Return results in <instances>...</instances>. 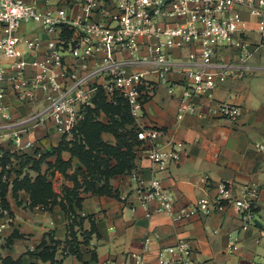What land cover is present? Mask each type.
<instances>
[{"label": "built area", "instance_id": "2783aa9c", "mask_svg": "<svg viewBox=\"0 0 264 264\" xmlns=\"http://www.w3.org/2000/svg\"><path fill=\"white\" fill-rule=\"evenodd\" d=\"M243 13L254 19L261 41L248 38ZM0 23V55L6 60L0 63L1 127L14 129L11 136L4 134L6 138L0 134V182L11 180L10 161H2L7 152L2 139H10L14 150L22 153L34 145L22 139L32 128L70 137L101 95L109 104H125L138 140L135 152L150 161L152 176L139 191L142 202L156 200L157 210L173 220L232 205L242 228L247 226L259 194L256 184L219 181L213 196L175 206L159 174L177 161L183 143L174 139L160 143L162 130L142 121L148 95L142 85L150 74L157 75V82H165L168 73L179 72L183 85L178 117L206 106L211 117L236 119L238 105L217 100L212 92L229 76L244 75L247 58L264 45V0H63L55 5L0 0ZM26 23L38 33L24 32ZM184 47H188L185 56H172V49ZM230 49L238 50L236 60L224 57ZM39 91L41 104L20 116L12 115L7 95L19 105L32 107ZM254 147L264 150V143L256 142ZM10 219L8 215L6 221ZM235 248L232 243L229 251ZM192 255L188 241L178 239L159 252L158 262L201 264ZM126 264H144L142 253H133Z\"/></svg>", "mask_w": 264, "mask_h": 264}, {"label": "crops", "instance_id": "0c3cea01", "mask_svg": "<svg viewBox=\"0 0 264 264\" xmlns=\"http://www.w3.org/2000/svg\"><path fill=\"white\" fill-rule=\"evenodd\" d=\"M61 1L39 0V3L55 5ZM243 16L248 38L254 43L261 41L254 19L247 13ZM22 29L29 35L38 33L31 25H23ZM2 34L0 23V36ZM187 50L188 47L174 48L172 56H185ZM224 57L236 60L238 50H227ZM5 62L0 55V63ZM244 66L247 69L244 75L229 76L212 92L215 99L238 105L240 113L236 119L211 117L206 114V106L178 117L183 77L179 72L171 71L165 82H157V75L150 74L146 84L142 85L148 92L142 106V121L162 130L158 137L160 143L168 139L183 143L177 161L159 174L163 187L173 196L175 206L193 203L200 196H213L219 181L258 185L253 217L245 228L232 205L207 215L195 214L173 220L164 211L157 210L156 200L142 202L139 191L145 188L153 170L149 159L137 151L130 171L109 178L112 194L80 191L81 207L74 210L77 215L86 217L80 225L73 227L79 240L77 252L69 251L67 219L60 205L33 204L25 190L13 191L12 183L8 182L6 204L0 198V257L18 264H126L133 253H142L144 264H159L158 254L164 247L173 245L178 239H186L193 250V258L201 264H262L264 150H257L254 143H264V45L247 58ZM6 98L12 115L17 117L41 104L42 92L37 93L38 100L32 107L19 105L10 94ZM129 117L123 126L127 130L133 128L134 132L133 119ZM97 118L106 122L109 115L99 108ZM3 122L0 115V134L11 136L14 129L2 128ZM62 137L70 138L46 132L44 128H32L22 139L32 140L34 145L22 153L39 157L48 148L58 145ZM102 137L114 141L110 132H103ZM1 146L7 152L20 153L14 150L10 139H2ZM61 157L67 160L70 154L63 150ZM54 159L52 154L45 161L53 163ZM45 161L40 164V172L51 181L52 189L63 196L62 187L72 186V181L55 167H48ZM79 164L78 159L72 157V167L68 171ZM30 165L21 167L19 178L25 173L32 177L36 175ZM8 174L12 180L14 174L10 171ZM4 208L11 217L8 221ZM88 215L93 216V221L87 218ZM76 219L79 220V216ZM91 222L95 231L87 242H83L82 231L87 232ZM232 243L236 248L230 252Z\"/></svg>", "mask_w": 264, "mask_h": 264}, {"label": "trees", "instance_id": "16d2710c", "mask_svg": "<svg viewBox=\"0 0 264 264\" xmlns=\"http://www.w3.org/2000/svg\"><path fill=\"white\" fill-rule=\"evenodd\" d=\"M101 108L109 118L103 122L97 118L98 109ZM113 114H117L114 116ZM128 110L121 101L116 105L107 103L104 98H99L94 107L86 110L85 118L73 130L72 137L66 139L62 137L56 146L42 152L39 157L28 155L27 153L6 152L2 161H10L9 155L15 156L19 167L14 169V177L10 181L0 182V198L3 204L5 200V187L8 182L12 183V190H25L33 204H59L65 212L67 219L68 239L66 240L69 251L77 252L76 246L79 242L76 231L73 229L75 225H80L86 217L77 215L74 208L80 209L82 195L80 191L96 192L98 194H112V187L109 184V178L115 174L130 171L134 166L135 145L138 140L133 132V128L127 130L123 124L129 119ZM103 132H110L114 136V141L110 142L102 137ZM66 150L70 154V158L65 160L61 157V152ZM55 155L54 162L45 161L49 155ZM76 157L79 166L68 171L71 165V158ZM1 161V162H2ZM45 161L48 167H55L63 176L70 179L72 186H63V196H60L52 189L51 181L46 177L45 173L40 172V164ZM31 163V168L37 173L34 177L25 173L19 178L21 167ZM79 216V220H77ZM91 221L93 216L88 215ZM95 231L93 222L90 229L82 231V241L87 242L92 232ZM0 264H18L6 257H0Z\"/></svg>", "mask_w": 264, "mask_h": 264}, {"label": "rangeland", "instance_id": "374dc122", "mask_svg": "<svg viewBox=\"0 0 264 264\" xmlns=\"http://www.w3.org/2000/svg\"><path fill=\"white\" fill-rule=\"evenodd\" d=\"M31 23H26L25 24V26H28V25H30ZM73 133V132H72ZM70 137H72V134H71V136ZM47 146H50L49 145V143H48V145ZM49 149V148H48ZM50 149H51V147H50ZM49 149V150H50ZM18 154V153H17ZM18 160H17V158H15V156H12V157H10V162H9V168H7L12 174H14V169H16V168H18L19 167V164H18V162H17Z\"/></svg>", "mask_w": 264, "mask_h": 264}]
</instances>
